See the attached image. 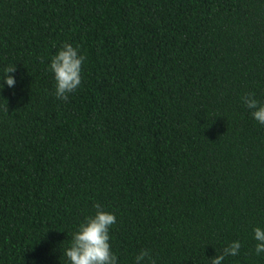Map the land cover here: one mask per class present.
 <instances>
[{
    "label": "trees",
    "instance_id": "trees-1",
    "mask_svg": "<svg viewBox=\"0 0 264 264\" xmlns=\"http://www.w3.org/2000/svg\"><path fill=\"white\" fill-rule=\"evenodd\" d=\"M86 56L55 96L51 58ZM0 264H70L95 204L118 264H264V0H0ZM7 107V110H6Z\"/></svg>",
    "mask_w": 264,
    "mask_h": 264
},
{
    "label": "clouds",
    "instance_id": "clouds-1",
    "mask_svg": "<svg viewBox=\"0 0 264 264\" xmlns=\"http://www.w3.org/2000/svg\"><path fill=\"white\" fill-rule=\"evenodd\" d=\"M86 56L80 53V46L64 43L60 50L51 58L49 69L54 73L56 81L55 96L57 99L68 101L69 94L75 93L82 84V66ZM3 83L14 87L16 80L10 73L17 71L15 64L4 68ZM243 103L251 111L253 118L264 125V104L256 98L255 93H247L242 97ZM7 110V107H6ZM94 216L86 217L77 230L72 234L71 244L65 250V256L70 264H118V258L112 251L110 244V228L116 224V215L108 212L97 203L94 205ZM254 239L257 241L255 252L257 255L264 253V229L255 227ZM241 248L240 241H233L223 249L222 254L210 260V264H222L225 257L237 256ZM134 264H156L150 250L141 249L135 257Z\"/></svg>",
    "mask_w": 264,
    "mask_h": 264
}]
</instances>
